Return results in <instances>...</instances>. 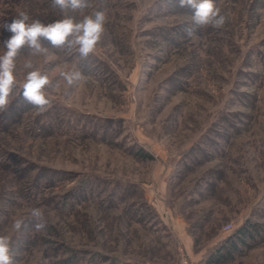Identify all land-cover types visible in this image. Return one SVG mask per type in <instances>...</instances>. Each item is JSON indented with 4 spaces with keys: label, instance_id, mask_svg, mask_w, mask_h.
<instances>
[{
    "label": "rangeland",
    "instance_id": "obj_1",
    "mask_svg": "<svg viewBox=\"0 0 264 264\" xmlns=\"http://www.w3.org/2000/svg\"><path fill=\"white\" fill-rule=\"evenodd\" d=\"M215 2L224 27L187 38L177 0H89L66 13L105 11L87 59L46 40V54L21 49L0 112L13 264H183V252L189 264H264V0ZM20 11L65 16L51 0H0V55ZM28 62L59 82L42 113L20 96ZM73 66L85 80L68 88L57 73Z\"/></svg>",
    "mask_w": 264,
    "mask_h": 264
},
{
    "label": "clouds",
    "instance_id": "obj_2",
    "mask_svg": "<svg viewBox=\"0 0 264 264\" xmlns=\"http://www.w3.org/2000/svg\"><path fill=\"white\" fill-rule=\"evenodd\" d=\"M51 4L53 8L65 13L63 19L48 24L39 19L29 23L28 13L20 11L12 23L6 25L12 36L4 42L6 51L0 55V112L6 111L12 102L10 97L17 86L14 75L16 59L22 48L26 47L31 55H43L48 51L42 42L46 40L55 48H66L69 52L75 49L80 58L87 59L95 52L105 33L106 14L103 10L85 15L80 21L66 15L69 9L76 11L88 8L89 0H51ZM177 4L178 7L191 11V21L183 29L187 38H194L200 29L208 26L221 29L227 21L215 0H177ZM25 68L33 70L27 72L20 96L28 105L41 113L45 112L52 103L47 89L59 87V82L54 84L48 74L34 69L31 62L26 63ZM57 75L68 88L85 80L84 74L76 66L60 70ZM30 216L36 232L46 229L47 221L41 208L33 207ZM25 226L24 219L18 218L13 222L17 232ZM11 243L12 238L9 235H0V264H13Z\"/></svg>",
    "mask_w": 264,
    "mask_h": 264
},
{
    "label": "built area",
    "instance_id": "obj_3",
    "mask_svg": "<svg viewBox=\"0 0 264 264\" xmlns=\"http://www.w3.org/2000/svg\"><path fill=\"white\" fill-rule=\"evenodd\" d=\"M231 226H232L231 224H227V225H226V228H229V229H230ZM182 257H184V258H183V264H189L188 261H187V259L185 258V257H188V256H187L184 252H183Z\"/></svg>",
    "mask_w": 264,
    "mask_h": 264
},
{
    "label": "trees",
    "instance_id": "obj_4",
    "mask_svg": "<svg viewBox=\"0 0 264 264\" xmlns=\"http://www.w3.org/2000/svg\"><path fill=\"white\" fill-rule=\"evenodd\" d=\"M242 233H243V232L239 233V234H240V236L242 235ZM228 244H229V243H228ZM231 246H232V245H230V244H229V245H227V247H230V248H231ZM230 248H229V249H230ZM233 248H234V247H233ZM221 249H222V248H221ZM221 249H219V250H221ZM229 249H228V250H229Z\"/></svg>",
    "mask_w": 264,
    "mask_h": 264
}]
</instances>
